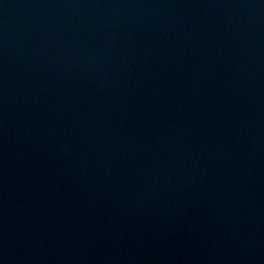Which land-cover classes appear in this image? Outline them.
<instances>
[{
    "label": "water",
    "instance_id": "95a60500",
    "mask_svg": "<svg viewBox=\"0 0 264 264\" xmlns=\"http://www.w3.org/2000/svg\"><path fill=\"white\" fill-rule=\"evenodd\" d=\"M0 264H264V0H0Z\"/></svg>",
    "mask_w": 264,
    "mask_h": 264
}]
</instances>
